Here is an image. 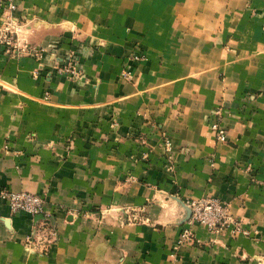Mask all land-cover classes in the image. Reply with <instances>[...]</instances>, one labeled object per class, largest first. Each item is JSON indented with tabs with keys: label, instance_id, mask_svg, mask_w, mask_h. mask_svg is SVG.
Here are the masks:
<instances>
[{
	"label": "crops",
	"instance_id": "obj_1",
	"mask_svg": "<svg viewBox=\"0 0 264 264\" xmlns=\"http://www.w3.org/2000/svg\"><path fill=\"white\" fill-rule=\"evenodd\" d=\"M14 1L30 50L0 44V188L41 195L55 240L27 247L42 217L0 199V264H264V0ZM204 196L247 234L178 244Z\"/></svg>",
	"mask_w": 264,
	"mask_h": 264
},
{
	"label": "built area",
	"instance_id": "obj_2",
	"mask_svg": "<svg viewBox=\"0 0 264 264\" xmlns=\"http://www.w3.org/2000/svg\"><path fill=\"white\" fill-rule=\"evenodd\" d=\"M15 9L16 4L14 0H0V15L2 18L0 23V44L5 46V48L12 53L20 51L28 52L30 49L27 45L24 44L23 47L18 45V31L20 26L13 16V11ZM31 52L34 53L36 57H40L39 51L33 50ZM74 66L75 63L73 59H67L63 72L76 73ZM123 75L129 78L130 74L124 72ZM220 114V109L215 110L216 117L210 124V130L217 141L225 142L227 140L226 129L221 124L220 119H218ZM164 143L166 146L169 145L168 140H165ZM0 199L8 205L12 213L24 212L32 218H36L34 220L35 224H37V217H42L43 222L40 225H35L32 233L26 236L25 244L29 248L47 252L54 243L55 232L53 227L48 223L50 216L43 210L44 199L35 193L28 191H12L7 188H0ZM185 205L189 210L187 219L188 226L183 229L181 238L177 242L178 244L191 238L192 233L189 225L194 224L201 225L211 232H218L225 229L227 226H232V234L240 232L247 234V232L242 229L241 220L232 215L229 211L228 204L221 201L219 198L204 196L186 201ZM130 220L135 221L137 217L132 215Z\"/></svg>",
	"mask_w": 264,
	"mask_h": 264
},
{
	"label": "rangeland",
	"instance_id": "obj_3",
	"mask_svg": "<svg viewBox=\"0 0 264 264\" xmlns=\"http://www.w3.org/2000/svg\"><path fill=\"white\" fill-rule=\"evenodd\" d=\"M20 34L22 35V34H23V31H21ZM67 55H68V56H67V59H70V58H71V59H73V61H74V63H75V59L73 58L72 54H71V55L67 54ZM66 75H67V77L72 78V77L76 76V73L68 72V73H66ZM40 196H41V195H40Z\"/></svg>",
	"mask_w": 264,
	"mask_h": 264
}]
</instances>
